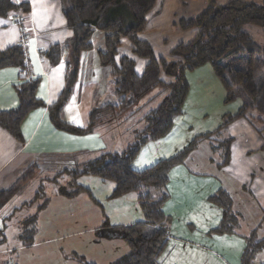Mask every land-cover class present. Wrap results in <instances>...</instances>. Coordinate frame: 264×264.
<instances>
[{"label": "trees", "instance_id": "obj_1", "mask_svg": "<svg viewBox=\"0 0 264 264\" xmlns=\"http://www.w3.org/2000/svg\"><path fill=\"white\" fill-rule=\"evenodd\" d=\"M60 1L72 36L63 44L50 46L43 52L47 67L57 65L66 53L64 87L57 101L48 107L49 120L54 128L71 135H87L99 127L116 122L122 118V114L128 113L126 118L136 117L141 109L139 102L153 90L159 89L156 95L161 92L166 94L159 101L154 98L149 100L148 111L142 113V118L135 122L139 125L134 127L135 141L118 150L102 152L71 170H61L57 176L70 178V189L61 187L56 195L72 198L88 194L86 188L75 184L77 177L81 176H95L112 182L113 198L136 194L143 219L118 227L117 231L121 233L128 251L108 264H160L159 257L166 246L170 225V218L164 213L163 207L170 197L167 185L171 169L183 164L202 142H207L212 153L216 154V166L219 169L226 167L230 162L233 140L225 134V130L240 119L247 121L264 140V44L256 43L244 30L246 25L264 28V0L260 3L233 0L224 5H217L216 0H207L203 12L192 18L178 20L179 29H196L197 34L190 42L176 45L169 59L156 58L150 44L138 37L146 26V17L156 0ZM179 1L182 6L186 5L187 0ZM29 10L25 0H0V18H15L17 24L23 23ZM21 30L24 32L23 26ZM95 32L103 34V48L97 52V56L99 64L109 70L115 101L93 107L88 114L87 125L79 128L63 121L61 114L77 83L81 54L92 50L91 39ZM122 40L130 45V56L119 54ZM23 41L25 33L19 44L0 51V69L12 67L24 73L15 87L16 108L0 111V127L18 141H23L21 125L28 114L45 106L37 97L40 79L27 78L25 74L26 52ZM134 58L146 61L140 74L135 70ZM204 66H210L223 88V104L238 101L237 111L224 114L214 130L195 136L173 156L141 171L134 170L132 163L140 149L150 141L166 137L175 119L183 114L189 91L187 74ZM36 169L37 166L29 167L15 184L0 192V210L21 193L24 185L34 177ZM56 179L50 181L56 182ZM208 201L222 212L220 222L209 235L240 234V216L233 209L230 194L219 189ZM46 205L47 200H44L37 205L35 213L18 222L16 241L22 247L33 244L38 215ZM260 207V222L241 236L245 247L240 264H252L254 258L264 251V238L257 237L264 223V202ZM13 213L0 221V251L6 242V222L11 220ZM75 260L77 264H95L87 262L84 257H76Z\"/></svg>", "mask_w": 264, "mask_h": 264}, {"label": "crops", "instance_id": "obj_2", "mask_svg": "<svg viewBox=\"0 0 264 264\" xmlns=\"http://www.w3.org/2000/svg\"><path fill=\"white\" fill-rule=\"evenodd\" d=\"M25 1L28 2L30 10L24 18L23 25L17 24L15 18H0V51L19 44L22 41V34L25 33V41H23L26 52L25 74L27 78L40 79L37 97L45 106L29 113L22 123L23 141L16 140L0 127V192L15 184L26 169L31 166H37L38 169L41 163L47 160L54 165L56 161L60 162V167L57 169L69 170L97 157L102 152H112L123 148L131 143V136L134 137L136 129L133 127L131 130H125L126 134L132 132L129 140L124 142L120 135L117 139L111 134V130L114 129L112 123L115 121L87 135H71L54 128L49 120L48 107L57 101L63 90L66 53L62 55L57 65L47 67L43 52L50 46L63 44L72 36V31L64 19L60 0ZM230 1L233 0H224L226 3ZM240 1L260 3L262 0ZM216 2L219 4V0ZM206 5L207 0H187L185 6H182L179 0H156L146 17V26L138 37L150 44L156 58L169 59L170 52L176 45L190 42L197 34L196 29H179L178 20L197 16L205 10ZM91 41L93 48L81 54L77 83L61 114L63 121L79 128L87 125L88 114L93 107L115 101L109 70L99 64L97 56V52L103 48V34L95 32ZM129 51L130 45L126 40H122L119 54L130 56ZM134 60L136 72L142 73L146 61L135 58ZM23 75L22 70L16 68L0 69V111L16 108L15 87L20 83V77ZM186 77L189 92L184 102L183 114L175 119L166 137L150 141L140 149L132 163L134 170L141 171L160 160L173 156L195 137L182 139L186 132L192 130L190 125L194 109L198 110L199 114L207 111L204 107L210 109L208 105V98L212 97L210 88L213 86L217 90L220 84L210 66L196 69L188 73ZM197 86L204 89L203 93L197 92L195 97H191V88H197ZM241 123L245 124V131L235 132L233 129L237 125H242ZM225 131L233 140L230 162L226 167L219 169L216 166L214 160L210 158L212 152L209 144L202 142L189 154L183 164L172 168L169 173L167 190L170 197L164 204L163 211L170 218V225L166 246L159 257L160 264H240V256L245 247L241 236L255 228L262 217L260 205L264 202V140L243 119L233 122ZM239 135L243 138L242 142ZM204 170L208 172L202 173ZM48 174L51 173L48 172ZM219 175H222L225 180L221 181L216 177ZM110 186L113 188L112 184L108 187ZM219 189L230 194L233 209L240 216V234L238 235H209L222 217L221 210L208 201L209 197ZM85 195L79 194L72 198L61 197L60 201L68 208L73 203L85 204L84 208H92L93 206H88L92 198ZM135 199H137L136 194H127L110 200V203L117 201L116 203L127 207L131 206V201ZM10 202L0 210V214L4 215L2 211ZM35 202L34 195L29 202H24L13 210L17 209V212H20L26 208L29 212L21 218L24 219L36 212ZM53 202L56 203V200ZM79 211L85 215L89 214L82 209ZM15 213L14 211L11 220L6 222V230ZM141 217L140 214L136 221H141ZM39 228L37 223V232L40 231ZM261 229L264 230V223ZM12 237L14 238L15 235ZM101 237L106 242L118 241L117 243L120 244L117 245H122L124 252L119 257L128 251L121 233L117 230L105 226L101 230ZM24 248L20 244H17L15 249L3 247L0 251V264L3 262L27 264L23 259L21 261L17 259V252L23 251ZM115 259H107L106 262L110 263Z\"/></svg>", "mask_w": 264, "mask_h": 264}, {"label": "rangeland", "instance_id": "obj_3", "mask_svg": "<svg viewBox=\"0 0 264 264\" xmlns=\"http://www.w3.org/2000/svg\"><path fill=\"white\" fill-rule=\"evenodd\" d=\"M220 2H224V0H219V4L217 3V5L226 4V2L222 4H220ZM244 30L256 43L264 44V28L246 25L244 26ZM217 88V90L214 89L213 86L210 88L212 97L208 98L209 102L207 101L210 109L204 107L207 111H202L200 114L198 110L194 109V114L191 116L192 124L190 125L192 130L186 132V135L184 134L182 139L193 138L196 135L211 132L218 126L222 115L226 113L233 114L237 111L240 103L235 101L229 104H223L225 92L221 85ZM158 91L159 89H157V91L153 90L139 102L141 109L136 117L126 118L128 113L122 114L121 119L112 123L114 129L111 130V134L114 138L119 139L121 136L124 142L129 140L132 131L129 134H126L125 130H131L133 127L139 126L135 122L140 117L142 118V113L148 111L150 107V99L154 98L159 101L166 94H162L161 92L156 95ZM203 91V88L197 86V88H191L190 95L191 97H195L197 92L201 94ZM142 105H144V107ZM199 109L202 110V108ZM241 124L242 125H237L233 130L238 133L244 132L245 124ZM239 139L241 142L243 141V138L240 135ZM133 140L134 137L131 136V142H133ZM210 158L214 160V163H217L218 158L216 157V154L211 153ZM51 163L52 162L48 160L42 162L41 166H39L40 169H36L34 177L27 183V185H25V187L22 188L21 193L2 211L4 212V215L14 212L15 210H13V208L15 209L24 202H29L34 195H37L36 197L38 198L35 207L43 203L44 200H47L46 207L40 211L38 217L40 231L36 232L33 238V243L36 244L24 248V250L19 253L17 252V259H19V261L23 259L27 264H77L75 258L84 257L89 263L108 264V262H106L107 259L112 260L119 257V255L124 252L122 245H117L120 244L117 243L118 241H104V239H102L103 237H101V230H103L105 226L112 230H118L119 226H128L132 223L138 222L136 219L140 217L141 211L137 199L131 201V206L127 207H124L121 203H116L117 201L110 203V200L115 199L111 196L114 189L112 182L103 181L95 176H81L77 177L75 184L88 190L89 193L85 196L92 198V200L88 199L90 200V205L88 206L93 207L84 208V206H86L85 204L79 205L78 203H73V205L68 208L66 204L64 205L61 203V197L56 195V191L61 187H65L69 190V183L71 180L66 176H57L62 170L57 169L60 167V162L56 161V166ZM47 169L49 171H47ZM48 172L51 174H48ZM207 172L208 171L204 170L202 173ZM56 177L58 178L56 179V182H52V179H55ZM216 177L220 178L221 181L225 180L222 175ZM110 184H112L113 188L111 186L108 187ZM38 193H41V195L38 196ZM233 196H235V194H233ZM54 200H56V203L53 202ZM93 208L95 209V212H93ZM81 209L83 212H89V214L85 215L84 213H81L79 211ZM28 212L29 211L24 208L22 211L15 213L8 229L5 231L6 245L4 247L15 249L18 244L15 239L16 235L19 233L17 230L18 222ZM4 215L2 213L0 214V217H3ZM141 219H143V216ZM241 232L243 231L241 230ZM13 235H15L14 238L12 237ZM257 237L259 239L264 238V230H259L257 232ZM263 258L264 251L254 258L252 264H262L264 262ZM14 259L16 260L15 255Z\"/></svg>", "mask_w": 264, "mask_h": 264}]
</instances>
